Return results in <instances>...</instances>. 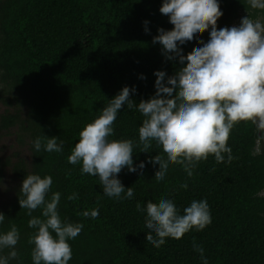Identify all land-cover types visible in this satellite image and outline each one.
<instances>
[{"label": "trees", "instance_id": "trees-1", "mask_svg": "<svg viewBox=\"0 0 264 264\" xmlns=\"http://www.w3.org/2000/svg\"><path fill=\"white\" fill-rule=\"evenodd\" d=\"M218 2L223 12L218 30L235 26L247 15L264 22V10L251 9L245 0ZM161 4L162 0H0V104L5 107L0 135L14 132L20 147L29 151V160L0 157V184L7 172L17 183L12 199L0 209L5 215L0 232L15 224L20 233L18 256L10 264H32L29 238L35 230L28 227L31 217L18 202L28 174L50 175L51 191L61 193V218L83 224L78 236L68 241V264H202L194 245L203 249L208 264H264V144L261 128L251 121L232 128L227 141L230 162L217 163L209 155L196 164L191 177L173 164L166 182L160 183L155 179L158 168L147 161L164 156L163 150L153 141L147 153L141 152L138 128L144 117L123 106L110 139L133 140L134 164L145 162L142 176L141 170L129 172L126 167L117 174L125 188L132 187L131 199L104 195L98 177L82 175L80 164L68 163L81 129L124 86L136 88L129 98L139 103L154 94L155 71L174 76L179 70L178 62L167 60L162 46L152 42L157 29L174 27L160 13ZM209 31L198 39L207 42ZM200 46L181 47L187 57ZM42 135L58 137L62 151L36 152L32 142ZM184 183L187 189L180 187ZM72 193L78 198L70 201ZM163 199H171L181 214L192 200L206 199L211 223L180 239L166 238L155 248L147 244L145 213L136 205L143 208L148 201L158 204ZM94 208L99 210L94 219L81 214ZM32 215L39 216L40 209Z\"/></svg>", "mask_w": 264, "mask_h": 264}, {"label": "clouds", "instance_id": "clouds-1", "mask_svg": "<svg viewBox=\"0 0 264 264\" xmlns=\"http://www.w3.org/2000/svg\"><path fill=\"white\" fill-rule=\"evenodd\" d=\"M255 10H264V0H245ZM160 13L168 16L171 30L157 29L153 43H159L162 54L169 61L178 62L179 70L174 76L155 71V92L147 100L134 103L130 92L136 88L124 86L109 100L100 115L86 124L79 132L68 163L80 164L81 174L98 177L103 194L116 199H131L132 187L125 188L117 174L123 168L137 172L145 162L133 161L134 141L110 139L114 134L113 122L123 106L135 108L144 119L138 128L141 152H148L155 141L163 150L147 161L154 168L155 179L166 182L170 167L181 165L189 177L201 160L213 155L216 162H230L232 149L227 145L229 134L237 122L251 121L264 128V22L249 15L241 18L239 26L217 29V20L223 15L218 0H162ZM148 21H144L145 32ZM204 42L200 34L209 30ZM200 44L193 54L185 57L182 47ZM144 79L143 75L140 76ZM36 152H61L63 142L58 137L37 136L33 140ZM227 154V160L225 155ZM166 156V159H165ZM50 175L28 174L21 183L19 198L21 208L31 217L28 227L34 229L29 238L33 245L32 264H68L72 249L68 241L76 238L83 229L82 223L62 219L58 205L60 192L51 191ZM187 189V183L180 185ZM123 193V196L121 194ZM78 196L72 193L68 200ZM137 211L145 213V228L149 235L147 244L159 248L166 238L180 239L195 228L203 230L211 223L206 199L192 200L183 208V214L171 199L158 204L148 201L145 207L139 203ZM40 209L39 216L32 213ZM96 218L98 208L81 213ZM5 215L0 212V224ZM20 233L15 224L10 230L0 232V264H10L18 253L16 245ZM201 254L202 264H208L203 249L194 245ZM8 249L5 256L4 250Z\"/></svg>", "mask_w": 264, "mask_h": 264}, {"label": "rangeland", "instance_id": "rangeland-1", "mask_svg": "<svg viewBox=\"0 0 264 264\" xmlns=\"http://www.w3.org/2000/svg\"><path fill=\"white\" fill-rule=\"evenodd\" d=\"M239 24L240 22L235 26H239ZM4 111L5 107L0 104V113H3ZM261 137L264 144V128H261ZM16 156H21L29 160L28 148L20 147L18 139L16 138L14 132L0 135V157L3 160L11 159V161H14ZM16 185L17 183L11 177L10 172H7L3 183L0 184V209L10 202L13 196V189L14 187H16Z\"/></svg>", "mask_w": 264, "mask_h": 264}]
</instances>
